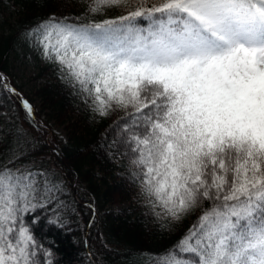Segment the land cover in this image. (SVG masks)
Masks as SVG:
<instances>
[{"label":"snow or ice","instance_id":"obj_1","mask_svg":"<svg viewBox=\"0 0 264 264\" xmlns=\"http://www.w3.org/2000/svg\"><path fill=\"white\" fill-rule=\"evenodd\" d=\"M120 5L127 14L99 23L50 14L21 35L101 119L123 112L106 146L135 169L161 234L179 233L140 255L148 264H264V0H93L86 13ZM0 89L42 127L3 73ZM34 156L22 125L0 131V264H51L37 225L70 230L80 216Z\"/></svg>","mask_w":264,"mask_h":264},{"label":"trees","instance_id":"obj_2","mask_svg":"<svg viewBox=\"0 0 264 264\" xmlns=\"http://www.w3.org/2000/svg\"><path fill=\"white\" fill-rule=\"evenodd\" d=\"M76 1L0 0V18L1 14L8 15L0 23V73L33 107L38 106L34 118L42 125L40 129L30 126L18 98L9 97L0 89V131H9L17 124L30 131L35 140L33 159L43 169L51 171L53 166L67 199L76 202L80 216L69 220L70 230L49 229L43 222L36 227L37 238L51 249L52 254L46 258L51 264H148L149 258L140 253L160 251L179 233L171 238L161 234L156 217L149 210V199L135 201L142 192L133 174L135 169L121 151L106 146L112 138L110 126L123 112L101 119L85 103L78 86L52 61L38 67L28 92L10 78V64L23 38L22 30L38 20L56 14L71 17L73 23H99L127 14L122 11L124 5L106 7L103 14L86 13L93 0L85 2L76 13L73 11ZM137 2L129 0V7ZM143 23L146 26L147 22ZM5 114L8 120L3 119ZM50 123L62 127L67 139L52 135L46 141L45 127L50 128ZM87 205L94 207L96 217ZM114 206L125 207L115 211ZM89 220L91 228L87 227ZM188 226L186 222L183 227Z\"/></svg>","mask_w":264,"mask_h":264},{"label":"rangeland","instance_id":"obj_3","mask_svg":"<svg viewBox=\"0 0 264 264\" xmlns=\"http://www.w3.org/2000/svg\"><path fill=\"white\" fill-rule=\"evenodd\" d=\"M88 0H77L73 5V11L78 13L83 8V5ZM8 17V15L3 16L1 14L0 23L4 18ZM49 60L45 59L40 53L34 50V47H29L28 43L22 38L17 45L16 53L14 52L11 60L10 66V78L13 79L16 84L22 87L25 91H29L32 87V77L35 76L38 72V67L47 64ZM12 76V77H11ZM35 111L38 112L39 108L37 105L34 107ZM11 113V112H10ZM2 114V113H1ZM4 120H8V114L2 116ZM35 117V116H34ZM46 136L45 140L51 138L52 135H56L63 140L67 139L66 133L62 127H56L53 123H50V128L45 127ZM55 169L51 166V172ZM135 199L138 201L139 199H149L147 195H141ZM141 195V196H140ZM125 206H114L113 209L115 211H119L123 209Z\"/></svg>","mask_w":264,"mask_h":264}]
</instances>
